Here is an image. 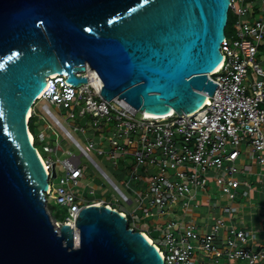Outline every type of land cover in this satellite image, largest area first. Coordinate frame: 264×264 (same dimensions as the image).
Segmentation results:
<instances>
[{"label": "water", "instance_id": "obj_1", "mask_svg": "<svg viewBox=\"0 0 264 264\" xmlns=\"http://www.w3.org/2000/svg\"><path fill=\"white\" fill-rule=\"evenodd\" d=\"M229 8L230 0H0V264H164L105 206H86L75 229H57L27 114L50 76L78 87L88 67L104 100L145 117L198 111L218 89L209 76L223 60Z\"/></svg>", "mask_w": 264, "mask_h": 264}, {"label": "built area", "instance_id": "obj_2", "mask_svg": "<svg viewBox=\"0 0 264 264\" xmlns=\"http://www.w3.org/2000/svg\"><path fill=\"white\" fill-rule=\"evenodd\" d=\"M230 14L236 37L230 40L226 36L221 46L223 60L209 76L218 89L214 97H208L210 102L194 113L152 118L124 100L115 98L108 102L101 97L100 78L89 67L87 72L77 74L88 79L87 84L78 87L69 84L67 76L56 74L47 79L46 89L34 103L29 120L39 116L37 105L46 102L42 111L79 151L76 155L68 149L65 159L54 161L44 158L37 149L49 173L47 210L48 206L66 208L64 221L51 216L57 229L63 224L75 229L79 213L86 206H105L124 216L131 230L150 238L164 264H200L194 262L199 253L210 255L215 264L221 257L230 264H264V247L249 246L252 241L247 232L230 227L224 239V219L202 232L185 217L189 207L199 206L197 197L212 182L233 202L242 187L251 190L248 183L238 179L237 162L244 145L251 147L256 162L264 166V0H230ZM50 104L69 110L66 120L76 119L78 109L79 115L91 116L94 132L87 141L88 147H83L52 113ZM46 129L55 134L58 143L52 126L47 124ZM76 133L86 135L87 131L76 127ZM33 138L35 143L34 135ZM60 147V142L57 147L44 145L43 152L58 156ZM92 151L111 161L121 159L125 170H129L126 187L131 198L92 159ZM83 158L101 173L120 200L142 211L143 219L161 233L159 239L137 225L140 219L135 216L136 211L128 213L105 198L98 199L95 191L90 196L77 194L85 179ZM128 159L132 161L130 166L125 164ZM58 165L63 170L61 176ZM53 166L56 178H52ZM236 211L232 206L225 208L226 216Z\"/></svg>", "mask_w": 264, "mask_h": 264}, {"label": "rangeland", "instance_id": "obj_3", "mask_svg": "<svg viewBox=\"0 0 264 264\" xmlns=\"http://www.w3.org/2000/svg\"><path fill=\"white\" fill-rule=\"evenodd\" d=\"M235 28L233 26V16L230 14L229 16V26L226 29V36L232 40L234 37H236ZM262 54L261 56H264V47L261 48ZM260 56V57H261ZM263 59V57H262ZM46 102H40L37 105V112L39 114L38 116V122L36 125V129L34 131V135L36 137V146L37 149L40 151V153L44 156V158L51 157L54 161L57 160V158L63 160L67 156L65 154L66 150H71L73 154L79 155V151L75 148V146L72 144V142L66 138L64 133L52 122L50 118H48L45 113L42 111V107ZM50 110L52 113H54L64 124V126L74 135V137L81 143L83 147H88V139L92 138V133L94 132L93 127V119L89 114L85 116L79 115V109L77 110V118L76 119H69L68 118L70 111L65 109H58L55 105L50 104ZM51 125L52 129L58 134V143L60 142V149L58 156L55 155H48L43 152V146L44 145H50L52 147H57V138L55 137V134L51 131L46 129L45 125ZM76 127L84 128L87 133L86 135L78 134L76 133ZM44 135V139H42V136ZM92 159L99 165V167L108 175V177L125 193L128 195V197H132L131 191L126 187V183L128 182V172L129 170H125L124 163L121 161V159L116 161H111L107 156L101 157L98 156L96 152L92 151L90 153ZM116 162V164L114 163ZM131 159H128L125 163L127 166L131 165ZM82 170L85 175V179L82 181V188L77 191V194L85 196H90L91 191H95L96 198L98 199H107L112 204L117 205V208L123 209L125 212L128 213H135L137 206L136 205H128L124 203L122 200H120L119 196L114 192V190L109 186L108 182L101 176V173L94 168V166L87 161L85 158L82 160ZM241 171V167L239 168ZM57 171L59 176L62 175L63 170L60 165L57 166ZM238 179L239 178L238 176ZM242 180V179H241ZM54 182H57L55 180ZM250 182H253L254 188H258L260 186V183L256 181H252L250 179ZM134 185V184H133ZM207 194L210 196V199L217 203V205L221 207H226L229 204V201L227 200L225 196L222 195L220 191V187L216 183H211L209 187L206 189ZM205 193V192H204ZM204 195V194H203ZM257 195V194H256ZM258 196V195H257ZM198 201H202L201 194L197 198ZM48 210L52 216L53 219H60L63 216H66V208L56 206L54 209L51 208V206H48ZM135 216L140 219V222L137 224L141 226V229L146 231L147 233H150L151 236L155 239H159L161 233L154 229L153 225H151L150 222L145 221L143 219L142 211L137 210L135 213ZM205 216V213L203 214ZM220 216V215H219ZM214 218H217L214 216ZM213 218V219H214ZM216 220V219H215ZM205 255V254H204ZM242 264V263H240Z\"/></svg>", "mask_w": 264, "mask_h": 264}, {"label": "crops", "instance_id": "obj_4", "mask_svg": "<svg viewBox=\"0 0 264 264\" xmlns=\"http://www.w3.org/2000/svg\"><path fill=\"white\" fill-rule=\"evenodd\" d=\"M46 127L47 125H45V130ZM237 167L238 169L241 167V171L239 170V178L242 179H240L241 182L248 183L251 186V190L242 187L239 190V197L234 202L227 199L229 204L226 207H221L217 203H214L210 199V196L206 195L207 192H205L204 195H201L202 201H198L199 206L197 208L189 207L185 211V217L187 221L195 222L202 232L210 229L217 220L224 219L226 225L225 230L222 231L224 239L227 237L229 228L233 227L236 230H243L250 235L252 242L249 246L261 248L264 247V166L256 162L251 147L244 145L241 157L237 162ZM250 179L260 183V186L254 188L253 182H250ZM231 206L237 211L233 215L226 216L225 208ZM204 213L205 216H203ZM216 214L217 218H214ZM194 262L200 264H215L212 262L211 256L204 255V253L197 254ZM219 264L230 263H228L225 257H221Z\"/></svg>", "mask_w": 264, "mask_h": 264}, {"label": "trees", "instance_id": "obj_5", "mask_svg": "<svg viewBox=\"0 0 264 264\" xmlns=\"http://www.w3.org/2000/svg\"><path fill=\"white\" fill-rule=\"evenodd\" d=\"M37 122H38V117L37 116H33L30 121H29V127H30V131L31 133L34 135V131L36 129V125H37ZM35 136V135H34ZM35 147L37 149V142H36V137H35ZM56 206H51L52 209H54ZM66 216H63L62 218L58 219V221H64Z\"/></svg>", "mask_w": 264, "mask_h": 264}, {"label": "bare ground", "instance_id": "obj_6", "mask_svg": "<svg viewBox=\"0 0 264 264\" xmlns=\"http://www.w3.org/2000/svg\"><path fill=\"white\" fill-rule=\"evenodd\" d=\"M217 69H219V68H217ZM94 75L96 76L95 73H94ZM96 77H97V76H96ZM45 89H46V87H45ZM45 89H44V90H45ZM44 90L41 92L40 96H42ZM40 96H39V97H40ZM209 102H210V100L207 98L206 103H209ZM173 113H174V112H173ZM31 115H32V108H30L29 111H28V114H27L28 119L30 118ZM153 118H158V117H153ZM29 136H30L31 141L34 142L33 135L30 133ZM40 159H41V158H40ZM41 161H42V160H41ZM77 236H78V233H77ZM145 237L149 240L150 243H152V241H151L150 238H148L147 236H145ZM76 244H77V245L79 244L78 239L76 240Z\"/></svg>", "mask_w": 264, "mask_h": 264}]
</instances>
